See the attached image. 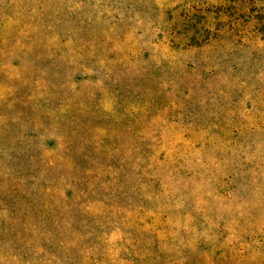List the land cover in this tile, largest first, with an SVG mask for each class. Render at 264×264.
<instances>
[{"label":"rangeland","instance_id":"rangeland-1","mask_svg":"<svg viewBox=\"0 0 264 264\" xmlns=\"http://www.w3.org/2000/svg\"><path fill=\"white\" fill-rule=\"evenodd\" d=\"M0 264H264V0H0Z\"/></svg>","mask_w":264,"mask_h":264},{"label":"trees","instance_id":"trees-1","mask_svg":"<svg viewBox=\"0 0 264 264\" xmlns=\"http://www.w3.org/2000/svg\"><path fill=\"white\" fill-rule=\"evenodd\" d=\"M92 161V159H90ZM27 206H31L30 204H27L25 203ZM32 220H38V222L42 223V224H49L50 222H53V220H58V217H55V216H40V217H34L33 219H31L30 221ZM27 227V223L25 224V228ZM37 229H35L36 231Z\"/></svg>","mask_w":264,"mask_h":264}]
</instances>
